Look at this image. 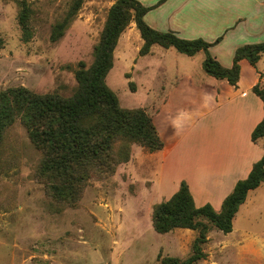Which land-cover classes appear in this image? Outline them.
Masks as SVG:
<instances>
[{"label": "rangeland", "instance_id": "obj_1", "mask_svg": "<svg viewBox=\"0 0 264 264\" xmlns=\"http://www.w3.org/2000/svg\"><path fill=\"white\" fill-rule=\"evenodd\" d=\"M76 1L0 0V94L20 87L41 95L74 94L75 71L79 63L86 68L92 65L94 47L117 0H82L54 41L55 26ZM22 2L29 8L24 25ZM224 5V9L176 16L162 4L146 17L159 25L173 17L177 28L187 22L188 27L176 32L182 39L211 44L220 39L211 55L225 67L238 47L264 43V0H225ZM163 29L160 32L169 31ZM142 46L131 22L118 40L106 84L123 109H143L156 118L165 147L151 153L132 143L127 161L113 171L91 175L78 202L57 201L40 176L42 153L25 127L15 122L0 144V264H165L166 260L173 264L192 255L198 231L175 229L159 234L152 216L157 205L174 195L162 193L176 179V172L164 171L163 165L171 141L188 127L179 126L178 119L189 123L201 113L195 110L204 98L199 84L208 94L216 95L215 89L222 88L204 71L203 52L189 57L154 47L151 55L140 56ZM257 69L264 71V58L255 67L245 63L243 93L249 86V72ZM167 99L173 105L171 114L164 107ZM226 111L220 110V119ZM217 127L222 136L233 137L232 130L225 135L227 125ZM121 144L114 146L115 158ZM189 160L193 161L192 156ZM188 170L191 173L192 166ZM191 193L199 201L204 192ZM202 221L210 232L202 245L204 257L194 264H264V183L248 193L231 233L223 234Z\"/></svg>", "mask_w": 264, "mask_h": 264}, {"label": "trees", "instance_id": "obj_2", "mask_svg": "<svg viewBox=\"0 0 264 264\" xmlns=\"http://www.w3.org/2000/svg\"><path fill=\"white\" fill-rule=\"evenodd\" d=\"M164 2L161 0L156 6L145 7L138 0H117L108 12L100 40L94 47L92 65L86 68L79 63L75 71L78 86L72 96L41 95L23 87L0 94V144L6 130L19 121L43 155L40 176L57 201L78 202L91 175L113 171L117 164L127 161L132 143L140 144L151 153L164 148L153 117L143 109H123L116 94L106 84L118 40L131 22L135 23L143 41L140 56L148 55L153 46L173 48L189 57L203 52L206 74L231 86H237L240 80L243 60L255 67L264 58V43L246 44L235 50L232 66L225 68L210 53L220 39L211 44L203 39H182L173 31L152 29L146 23L145 15ZM81 3L82 0H77L63 22L55 26L54 41L61 36ZM21 7L20 22L24 25L29 19V8L25 2ZM253 93L264 106V87L260 83L255 85ZM251 140L255 143L264 140V117L254 128ZM119 141L122 144L118 158H115L113 149ZM262 183L264 155L254 164L249 176L237 182L217 211L210 203L198 207L188 183L182 181L169 200L154 208L152 216L154 230L159 234L175 229L199 232L192 255L183 262L175 260L173 264H194L204 257L202 245L207 242L210 226L203 219L223 234L231 233L233 221L248 193Z\"/></svg>", "mask_w": 264, "mask_h": 264}, {"label": "crops", "instance_id": "obj_3", "mask_svg": "<svg viewBox=\"0 0 264 264\" xmlns=\"http://www.w3.org/2000/svg\"><path fill=\"white\" fill-rule=\"evenodd\" d=\"M138 1L145 7L146 5L154 6L157 2V0ZM224 4L225 0H165L163 6L170 8L173 15L182 16L185 14H200L214 9H224L227 7ZM147 14L145 20L154 30L162 31L163 28H168L169 31L180 34L181 28L188 27L185 21L179 28L174 27L173 24L177 22L172 21L173 17L159 25L155 21H148ZM178 22H181V20H178ZM154 47L159 46H153L146 56L151 55ZM211 51L212 49H210V53ZM246 62V60L241 62V76L237 86H231L226 81L217 80L222 89H215V95L208 94V90H204V87L199 84L200 94H203L204 98L195 110L201 113L196 116L195 121H189V123L183 124V121L178 119L179 126L188 124V127L181 134L174 137L169 145L163 170L171 168L172 171L176 172V179L170 187L164 188L162 193L168 191L175 194L184 180L195 194L200 191L204 192L202 196H199V201L196 197L194 198L195 202L210 203L215 210H219L225 198L234 190L237 182L245 180L254 164L263 157L264 140H259L256 143L252 142L251 134L264 117L263 102L253 93L255 85L264 84V71L257 69L256 72L255 70L249 72V86L243 93L240 88ZM231 66L232 62L230 65L229 63L225 64V68ZM195 84L194 86H196ZM206 96L208 101H206ZM218 98L220 101H218ZM165 103V109L168 111L169 108L168 112L171 114L172 109L170 106L173 107L172 102L167 99ZM221 109L227 110L224 119H220ZM153 119L159 132L156 118L153 117ZM221 120L223 121L221 122ZM216 124L227 125L225 135H229L232 130L233 137L222 136L223 132L220 133L218 127L217 129L214 128ZM165 145L166 143H164V147ZM191 156L192 162L189 160ZM189 166H192L193 169L191 173L188 170ZM201 199L203 200L201 201Z\"/></svg>", "mask_w": 264, "mask_h": 264}]
</instances>
